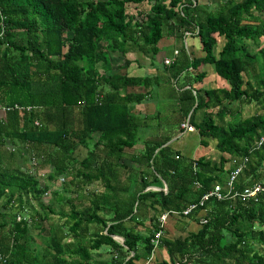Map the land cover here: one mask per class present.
<instances>
[{
  "label": "trees",
  "instance_id": "obj_1",
  "mask_svg": "<svg viewBox=\"0 0 264 264\" xmlns=\"http://www.w3.org/2000/svg\"><path fill=\"white\" fill-rule=\"evenodd\" d=\"M179 33L197 38L204 56L183 48L169 64L164 60L173 78L184 73L187 85L201 82L205 72H195L209 64L229 86L181 93L190 109L195 106L189 120L200 145L215 140L218 161L181 157L164 146L169 139H142L145 118L131 110L145 101L151 77L127 76L126 54L155 60L160 40ZM218 37L224 44L215 52ZM111 53L123 64L111 68ZM252 104L255 113L242 118V107ZM3 109L0 264H145L158 231L157 247L179 262L156 264H264V190L246 201L211 198L188 216L169 214L165 228L159 222L216 185L225 190L239 167L234 191L257 184L264 189V0H221L210 10L191 0H0ZM139 144L142 150L135 149ZM80 147L86 155L79 160L74 154ZM26 154L28 169L16 162ZM35 158L38 170L50 169L44 185L31 173ZM227 160H234L231 169ZM65 178L75 191L96 188L79 204L66 198L68 209L62 205L58 214L63 222L53 226L49 215L59 201L53 187ZM51 194L53 202L44 203ZM174 229L190 230L173 239ZM33 230L49 231V237L30 244ZM103 248L109 257L100 260Z\"/></svg>",
  "mask_w": 264,
  "mask_h": 264
},
{
  "label": "crops",
  "instance_id": "obj_2",
  "mask_svg": "<svg viewBox=\"0 0 264 264\" xmlns=\"http://www.w3.org/2000/svg\"><path fill=\"white\" fill-rule=\"evenodd\" d=\"M191 1L193 2V6L197 5L204 7L207 10H209V8H216L209 4V0ZM220 2L221 0L219 1V4ZM169 39H172V41H170L167 45L160 44L162 40L166 41L164 38L160 40L158 43L160 54L155 58V60H152L151 57H143V60V58H141L142 55L139 53L136 54L129 52L126 54L125 58L130 61V65L125 70L127 76L136 78L151 77V81L148 82V85L145 89V92H147L145 101L141 104L134 105L131 110L133 114L145 118V127L141 130V132L143 133V136L149 141L159 142L164 139H169L165 146H169L171 149L178 152L181 157L187 159H197L199 157L206 156L207 158V151H203L201 154H198L201 145L200 138L196 130L193 132H187L181 128V124L183 122H188L191 126H193L189 120V116L195 107L194 106L190 109V103L188 104L186 100H183L181 93L184 90L191 89L194 95L196 92L203 93L207 89H228L229 86L225 80L216 74L213 65H201L198 71L195 72H205V76L201 82H193L191 85H187L188 79L184 78V73L179 74L176 79L173 78V73L169 70V68H167L166 65H164L163 62L164 60L170 61L171 59H174V57H177L181 54V50L183 48L179 44L180 40L184 41L186 51L188 53H192L194 57H203L204 53L200 50L198 39L189 34H186L184 37L179 33L175 37H170ZM177 40H179V42H177ZM175 52L177 53L175 54ZM112 54L114 53H111L109 56ZM128 55L130 56L128 57ZM138 56H140V58ZM110 66L113 68L112 65ZM117 66L118 65H116V67ZM188 110L189 112L187 113ZM2 112L4 111L1 110L0 113ZM200 118L201 114L198 113V116L195 117V120L198 121ZM213 142V146L215 147L216 141L213 140ZM14 146L15 148L17 147L16 145ZM142 148L143 146L139 144L135 149L142 150ZM190 148H192V151ZM211 150L213 151L212 148ZM220 154L219 156H221ZM222 156L226 159L229 158L228 155L223 154ZM216 159L217 155L214 154V158H211L210 160L214 161ZM126 162H128V165L132 164L131 160H125L124 163L126 164ZM162 185L163 189H165V184L163 183ZM148 190L156 189L150 187ZM144 226H148V221L145 222ZM191 226L198 227V225ZM138 228L141 229V227ZM105 249L107 250V248ZM161 252L162 251H160V248H154L152 256L147 260L146 263L156 264L165 260L166 258H164V255L161 254Z\"/></svg>",
  "mask_w": 264,
  "mask_h": 264
},
{
  "label": "rangeland",
  "instance_id": "obj_3",
  "mask_svg": "<svg viewBox=\"0 0 264 264\" xmlns=\"http://www.w3.org/2000/svg\"><path fill=\"white\" fill-rule=\"evenodd\" d=\"M219 1L220 0H209V4L213 7H218L219 6ZM139 10H144L145 8H138ZM211 8H209L210 10ZM66 35V34H65ZM68 37L71 36L70 33H68L67 35ZM170 37H167L166 35L164 36V39L166 41H163L160 43L161 45H167L170 41H172V39H169ZM181 38V37H180ZM177 42H179V40H177ZM217 42H218V46H215V52H218V50H220V47L222 46V44H224V39L223 38H217ZM180 46L182 48H186L185 46V43L184 41H181L180 40ZM137 54V53H136ZM169 54V52H168ZM170 55V54H169ZM130 55H128L129 57ZM110 57V65H112L113 68L116 67V65H122L123 64V61L124 59L120 56H118L117 54H112ZM140 58V56H138ZM145 56L142 55L141 58H143ZM144 60V58H143ZM203 65H209V64H203ZM209 84V83H208ZM210 86V85H208ZM207 87V85H206ZM255 113V108H254V105H244L241 109V116L242 118H245V117H248V116H251ZM77 117V121L76 123L79 121V118H78V115L76 116ZM141 138L143 139L144 136H143V133L141 132ZM192 142V141H191ZM213 140H209L208 142V146L207 147H201L200 146V150H199V153L198 154H201L203 151H207L208 153V156L207 158L211 159V158H214V154L217 155V159L214 160V161H218L220 159V156H219V152L215 149V147L213 146ZM213 146V147H212ZM136 148V147H135ZM205 148V149H204ZM211 148L213 149V151L211 150ZM190 150L192 151V148H190ZM75 157L77 159H82L85 157L86 155V150L82 147L78 148L75 152ZM130 153L127 154V156L129 157ZM221 155V154H220ZM26 157V158H25ZM206 157V156H205ZM234 160H227L226 164H225V168L226 169H231L233 167V162ZM17 164L19 166H21L22 168H27L28 169V166H29V163H28V156L27 154L23 157V159L21 158H18L16 160ZM126 164L128 165V162H126ZM132 167V166H131ZM50 173V169L49 168H45L44 170H38L37 167H36V170L34 171V173L32 172V174L34 175H37V177L39 178V183L41 185H44L46 183V178H47V175ZM64 184H66L64 186ZM56 188L58 190V196L54 197V199H57L59 200L56 204H53L54 205V210H55V213L56 214H53V215H49V218H50V224H54L53 226H56L55 224L56 223H59V222H63V220H59V211H60V206L64 205L66 209H68V205L65 204L64 200L66 198H69V199H73L74 203H77L79 204L80 202H82V197L81 195H85L86 192H89V191H92L93 189L96 188V184H92V185H83L81 191H75V187H74V183L72 181H69V179L65 178V181L64 182H61V180H57V182H55V185L53 187V189ZM53 199V195L51 194L50 196H48L46 199H44V203H51L53 202L52 200ZM36 206V205H35ZM63 206V207H64ZM36 209V207H34ZM36 211V210H35ZM176 219V217H175ZM146 222V221H145ZM145 222L143 223L145 225ZM198 229V227L196 226H192V231H196ZM190 229H188L186 232H179L178 229H175L174 231H171V237L173 239H176L177 237H184L187 235V232L189 231ZM33 235H34V239L31 240V243L30 244H34L35 246H38V244H40V242L44 241L46 238L49 237V231H45L44 233L42 234H37V230H33L32 231ZM160 251L161 254L164 255V258H166L165 262H169V261H173L174 263H178L179 261V258L176 256V255H173V256H170V254L167 252L166 249H162L160 248ZM109 255L107 254V250L105 248H103L102 252H101V256L98 258L100 260H102L103 258H108ZM176 261V262H175Z\"/></svg>",
  "mask_w": 264,
  "mask_h": 264
},
{
  "label": "built area",
  "instance_id": "obj_4",
  "mask_svg": "<svg viewBox=\"0 0 264 264\" xmlns=\"http://www.w3.org/2000/svg\"><path fill=\"white\" fill-rule=\"evenodd\" d=\"M176 53L177 52H175V54ZM165 64H169V60H165ZM6 110L7 109H3V111H6ZM34 124L36 126L39 125L38 121H35ZM181 128L187 132H193L195 130L194 127L191 126L188 122H183L181 124ZM30 165L32 166L31 173L32 172L34 173V171H35L34 169L38 165V159H36V158L32 159ZM240 172H241V168L239 167V168L234 169L230 173L229 180L226 183L225 190L220 185H216L213 187V189H211L208 193H206L197 203L191 204L183 212H181V213L171 212V213L162 214L159 218L160 227L165 228L166 222H167V217L169 214H172L173 216H178V215L188 216L193 211L198 209L199 207H203L205 205V203L211 198L215 199L217 201H223L224 199H227V198H239L241 201H246L248 198L254 197L259 191L264 190L260 184H257L254 187L246 188L243 191H234L233 190V183L237 179ZM61 181H63V179H61ZM194 185L196 187H199V184L197 182H195ZM20 219H21L20 217H17V221H20ZM204 223H205V221L200 222V224H204ZM162 233H163L162 231H158L155 234V237L153 240V244H154L155 248H157V246L159 244V238H161ZM0 260H3V256L1 254H0Z\"/></svg>",
  "mask_w": 264,
  "mask_h": 264
},
{
  "label": "water",
  "instance_id": "obj_5",
  "mask_svg": "<svg viewBox=\"0 0 264 264\" xmlns=\"http://www.w3.org/2000/svg\"><path fill=\"white\" fill-rule=\"evenodd\" d=\"M166 145V144H165ZM164 145V146H165ZM151 188H154V187H151ZM156 190H159V189H157L156 188ZM165 190H166V188H165ZM112 238L116 241V242H118L120 245H123V239L121 238V237H118V236H112Z\"/></svg>",
  "mask_w": 264,
  "mask_h": 264
}]
</instances>
